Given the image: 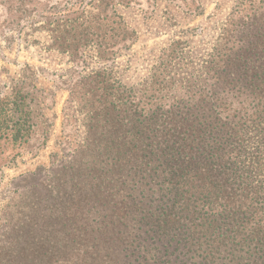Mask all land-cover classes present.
I'll list each match as a JSON object with an SVG mask.
<instances>
[{"label":"trees","instance_id":"1","mask_svg":"<svg viewBox=\"0 0 264 264\" xmlns=\"http://www.w3.org/2000/svg\"><path fill=\"white\" fill-rule=\"evenodd\" d=\"M131 3L0 6L9 31L47 32L50 48L78 63L91 49L108 62L133 44L116 11ZM225 36L185 85L166 69L137 92L97 81L98 72L79 77L104 101L71 160L19 193L2 225L20 237L6 264H264V68ZM27 96L3 100L0 141L28 134Z\"/></svg>","mask_w":264,"mask_h":264},{"label":"rangeland","instance_id":"2","mask_svg":"<svg viewBox=\"0 0 264 264\" xmlns=\"http://www.w3.org/2000/svg\"><path fill=\"white\" fill-rule=\"evenodd\" d=\"M116 11L135 36L133 44L108 62L100 61L91 49L73 63L50 48L47 32L9 31L0 6V109L13 93L28 94L25 108L30 111L31 127L19 140L10 136L0 141V264L8 260L7 244L20 240L17 235H3L6 227L2 226L11 208L17 211L13 207L20 202L19 193L48 174L45 169L68 163L84 143L89 125L95 123L90 109L101 107L104 98L100 99L101 91L88 97L79 87L80 76L98 72L97 81L137 92L155 72L160 75L166 69L176 83L185 85L201 72L225 34L230 48L245 51L248 59L264 68V0H132L118 5ZM172 52L174 57H165ZM132 95L136 93L128 92ZM35 172L38 176L33 180Z\"/></svg>","mask_w":264,"mask_h":264}]
</instances>
